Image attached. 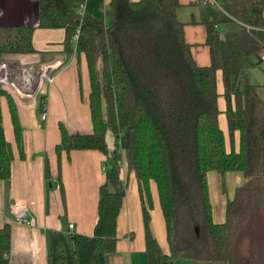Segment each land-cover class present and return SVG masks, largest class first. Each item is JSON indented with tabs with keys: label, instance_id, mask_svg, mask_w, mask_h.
<instances>
[{
	"label": "trees",
	"instance_id": "1",
	"mask_svg": "<svg viewBox=\"0 0 264 264\" xmlns=\"http://www.w3.org/2000/svg\"><path fill=\"white\" fill-rule=\"evenodd\" d=\"M85 2L38 0L34 23L0 25V60L37 52L38 28L63 29V64L83 53L90 72L94 132L71 134L61 124L57 149L106 155L99 218L92 236L52 231L48 264H107L116 250L127 186L121 179L123 155L141 186L148 264H264V97L248 78L263 62L264 0H197L190 5L198 13L188 20L179 14L180 0H110L105 6L110 22L87 14ZM187 24L205 27L209 65L196 62ZM219 72L228 140L220 125ZM5 94L11 95L0 90ZM43 100L37 99L40 113ZM12 112L19 133L14 106ZM12 161L0 107V180L10 179ZM210 171H240L245 177L227 203L223 223L213 220ZM151 180L158 187L170 254L151 231ZM10 257L6 224L0 228V264H9Z\"/></svg>",
	"mask_w": 264,
	"mask_h": 264
},
{
	"label": "crops",
	"instance_id": "2",
	"mask_svg": "<svg viewBox=\"0 0 264 264\" xmlns=\"http://www.w3.org/2000/svg\"><path fill=\"white\" fill-rule=\"evenodd\" d=\"M195 1L197 0H180L183 4L179 12L182 19L188 20L192 12L198 13L197 7L190 5ZM109 2L110 0H86L84 11L110 22L105 13V6ZM38 11V0H0V25H30L37 20ZM185 37L192 46L196 62L203 66L209 65L211 59L205 27L201 24H187ZM64 40L63 29L38 28L33 35L37 52L5 56L35 66L49 59L58 64L53 81L45 83L38 96L44 97L48 103V117L45 121L41 118L38 103L35 104L32 100L19 102L12 95L0 96L5 137L13 152L11 177L0 180V228L6 224L11 227L9 264H48L52 231L92 236L99 218V190L106 180V155L99 150L67 152L57 149L62 139L61 124L71 134L94 132L88 63L85 55L80 53L63 64ZM218 89L222 111L220 125L228 140L226 100L220 72ZM259 92L264 97V84H260ZM13 106L18 117L19 133L16 130ZM47 165L50 178L46 176ZM121 179L127 186L117 219L116 250L107 256V264H148L141 186L136 173L128 167L126 155L122 159ZM208 180L213 220L223 223L227 203L234 197L236 189L245 182L244 174L229 171L222 175L217 171H210ZM148 191L152 203L151 231L163 252L170 254L166 221L158 187L153 180L148 182ZM15 204L24 205L28 209V218L35 220L34 226L17 221L13 212ZM70 224L74 225L73 231L69 230ZM173 264L219 263L180 260Z\"/></svg>",
	"mask_w": 264,
	"mask_h": 264
},
{
	"label": "built area",
	"instance_id": "3",
	"mask_svg": "<svg viewBox=\"0 0 264 264\" xmlns=\"http://www.w3.org/2000/svg\"><path fill=\"white\" fill-rule=\"evenodd\" d=\"M210 1L215 2V0ZM261 59L264 61V52ZM57 66L56 62H46L35 66L4 57L0 60V87L8 91L19 102L32 100L36 104L45 83L53 81L52 73ZM41 109V118L45 121L48 117V103L45 98L42 101ZM13 212L18 222L30 226L35 225V220L28 218V209L24 205L15 204ZM73 229L74 225L70 224L69 230L73 231Z\"/></svg>",
	"mask_w": 264,
	"mask_h": 264
},
{
	"label": "rangeland",
	"instance_id": "4",
	"mask_svg": "<svg viewBox=\"0 0 264 264\" xmlns=\"http://www.w3.org/2000/svg\"><path fill=\"white\" fill-rule=\"evenodd\" d=\"M186 18H188V17H186ZM46 62H52V61L48 60ZM46 62H43V63H46ZM249 79L254 84H258V85H260V84L263 85L264 84V62L262 63L261 66H256L249 72ZM109 142H111V144L113 143V136L111 134H110ZM246 242L247 241H245L244 245H243L244 246V250L247 247Z\"/></svg>",
	"mask_w": 264,
	"mask_h": 264
},
{
	"label": "water",
	"instance_id": "5",
	"mask_svg": "<svg viewBox=\"0 0 264 264\" xmlns=\"http://www.w3.org/2000/svg\"><path fill=\"white\" fill-rule=\"evenodd\" d=\"M0 90H2V88L0 87ZM165 264H173V262H167Z\"/></svg>",
	"mask_w": 264,
	"mask_h": 264
}]
</instances>
